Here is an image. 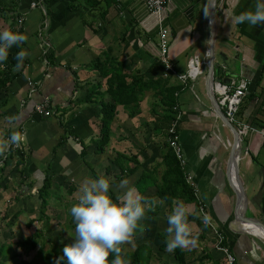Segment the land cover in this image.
<instances>
[{
    "label": "crops",
    "instance_id": "crops-1",
    "mask_svg": "<svg viewBox=\"0 0 264 264\" xmlns=\"http://www.w3.org/2000/svg\"><path fill=\"white\" fill-rule=\"evenodd\" d=\"M34 1L0 0V31L17 28L27 36L9 50L10 54L20 46L27 56L14 71L12 83L0 93V140L13 131L25 137L19 150L7 157L6 151L0 154L2 199L13 203L7 212L25 214L26 202L31 198L38 202L39 190H49L43 225L59 227L63 236L58 243H72L75 221L70 209L78 202L80 184L105 176L115 199L122 194L121 180L127 179L145 197V215L131 240L119 246L123 254L144 247L151 251L150 264H177L166 247L167 217L183 202L191 235L190 242L178 249L185 253L186 264H223V254L215 249L214 229L238 264H264V184L261 195L250 200L238 175L242 156L251 157L250 166L264 149V105L258 107L264 95V24L238 25L233 20L234 15L254 9L255 0H216L213 12V84H248L232 125L237 133L240 126L248 127L245 136H238L235 162L243 194L239 218L228 174L234 136L215 112L206 90L212 0H167L159 18L148 13L143 0H47L43 9H31ZM160 28L168 33V59L176 74H186L193 57L202 71L186 86L173 76L170 80L179 86L174 117L180 116L182 168L194 190V201L189 203L153 199L164 181L170 111L162 102L163 91L143 81L166 78L159 59ZM114 68L122 69L125 85L141 77L140 89L135 88L139 101L135 104L124 96L127 104L115 105L102 145V109L107 103L115 104L116 97L110 93L116 89L112 76L104 74ZM29 81L36 86L33 93ZM44 101L51 110L48 117L34 113L35 105ZM28 208V215L33 214ZM199 208L211 227L203 223Z\"/></svg>",
    "mask_w": 264,
    "mask_h": 264
},
{
    "label": "clouds",
    "instance_id": "clouds-1",
    "mask_svg": "<svg viewBox=\"0 0 264 264\" xmlns=\"http://www.w3.org/2000/svg\"><path fill=\"white\" fill-rule=\"evenodd\" d=\"M233 20L238 25L264 24V0H255L254 9L234 15ZM26 40L27 36L22 33L0 31V67L5 66L9 50ZM26 56V50L17 53V67ZM24 138L21 132L13 131L8 139L0 140V154L12 144L19 146ZM111 187L110 179L105 176L87 178L80 184L78 202L70 209L75 221L74 240L63 249L67 264H126L119 246L131 240L144 217L145 197L135 187L129 186L127 179L121 180L122 194L115 199ZM167 223L166 232L170 237L166 239L167 250L171 252L186 246L190 242L191 228L183 202L177 203L168 215Z\"/></svg>",
    "mask_w": 264,
    "mask_h": 264
},
{
    "label": "trees",
    "instance_id": "trees-1",
    "mask_svg": "<svg viewBox=\"0 0 264 264\" xmlns=\"http://www.w3.org/2000/svg\"><path fill=\"white\" fill-rule=\"evenodd\" d=\"M14 32H18L17 28ZM22 49L20 46L16 48L12 53L9 54L7 61L4 62L3 67H0V93L4 91L9 83H12L13 79L15 78L14 71L21 68V64L17 67V53L20 52ZM101 68V67H100ZM99 69V68H98ZM122 69L114 68L113 71L106 70L104 76H108L109 74L112 76V82H115V91L110 92L111 96L115 95V104H105L102 109V116H101V127L103 128V133L101 137V143H104L107 140V131L108 125L114 117L115 112V105L116 104H127L124 102L123 97L126 96L127 99L137 104L138 94L135 88H139L140 82H137L141 79L134 78L129 85H125L122 74ZM118 72V73H117ZM122 77V78H121ZM110 79V78H109ZM119 80V82H118ZM171 80V76H167L166 78H161L159 81L156 82H147L146 80L143 81V85L148 84V87H158L159 90H162L164 96L162 97V102L167 106L168 110L170 111V115L167 118V129L174 119V112L172 111L174 105H176V93L179 90V86L174 85ZM110 83V82H108ZM134 87L130 89V85ZM140 89V88H139ZM143 91V90H142ZM136 94V96H135ZM261 93L255 94L257 99ZM254 96H251V99ZM264 105V95L260 100L258 107ZM257 107V110H258ZM166 129V131H167ZM167 134V133H166ZM167 152L164 155V166H165V173H164V181L163 185L160 190L156 192L153 199H159L161 201H165L169 203L172 200L181 199L185 202H193L194 201V190L193 188L186 182L184 171L177 159L175 158L172 150L166 146ZM51 194L49 190H39L37 200L39 202V220L43 221L45 218V212L48 205V199L50 198ZM18 213H15L12 217H17ZM6 214L0 215L1 220L6 219ZM36 220H30L27 223V227H30ZM44 232L39 231L35 235L31 237H27L22 240H16L12 245L11 253L7 254L4 248H0V257H4L9 255L10 263L16 264V261L19 260L22 256L28 258L31 252H35L33 259L26 260L20 259L19 264H57L59 260V264H67V258L64 256L63 249L66 243L60 244L56 243L55 241H49L47 238L44 237ZM40 244V246H38ZM47 248V249H46ZM173 252V256L175 257L177 264H186L187 259L186 255L183 252H180L178 248H176ZM121 258L126 262V264H150L151 260V251L144 248L138 247L133 254H123L120 253ZM63 257V259H60ZM111 259V256L109 257ZM15 262V263H14ZM0 264H5L3 261L0 260Z\"/></svg>",
    "mask_w": 264,
    "mask_h": 264
},
{
    "label": "built area",
    "instance_id": "built-area-1",
    "mask_svg": "<svg viewBox=\"0 0 264 264\" xmlns=\"http://www.w3.org/2000/svg\"><path fill=\"white\" fill-rule=\"evenodd\" d=\"M45 1L47 0H36L30 5V7L31 9L37 7L43 9V5ZM143 2L148 13L153 14L159 18L161 17V14L164 10L167 0H143ZM17 23L19 27H21L22 19H19ZM169 44L170 41L168 38V33L166 32V30L160 28L158 49H159L160 62L165 67L164 77L173 76L183 86H186L188 82H193L202 74L201 66L198 61V58L193 57L189 60L188 71L186 74L184 75L176 74L168 59ZM247 85L248 84L245 81L230 82L229 84L226 85L221 83L213 84V93L216 98L217 104L220 110L222 111L223 115L231 125H233V122H235V118L237 116L239 106L242 102V99L246 95V91L248 88ZM28 87L30 89V93H33L36 89L35 84L31 81L28 82ZM172 111L176 113L178 111V106H174ZM261 111L264 115V107L262 108ZM34 113L44 117L50 116L51 110L49 109L48 102L44 101L43 103L35 105ZM179 119H180L179 114L175 115L174 119L171 121L167 129V145L172 150L175 158L182 167L184 165V159L177 133V126ZM247 131H248L247 126H240L238 135L245 136ZM261 136L264 138V128L261 131ZM19 149H20V145L17 146L15 144H12L10 148L6 150V157L8 156L9 153ZM199 215L203 220L204 224H206L209 227L212 226L211 223L209 222V218L207 217V214L202 208H199ZM214 235L216 237L215 249L223 254V264H238L235 256L229 251L227 247L223 245V237L215 229H214Z\"/></svg>",
    "mask_w": 264,
    "mask_h": 264
},
{
    "label": "rangeland",
    "instance_id": "rangeland-1",
    "mask_svg": "<svg viewBox=\"0 0 264 264\" xmlns=\"http://www.w3.org/2000/svg\"><path fill=\"white\" fill-rule=\"evenodd\" d=\"M227 132V131H225ZM229 132V131H228ZM227 134L229 135V133ZM251 158L250 156H242L241 161L239 162V179L240 182L243 185V188L246 192V198L248 197L250 200H252L254 197H259L261 195V190L264 184V176H263V167H264V149H262L258 157L256 158L255 162L252 163V165L248 166L247 162ZM2 191H0V215L8 214L6 216V219L1 220L0 218V248H4V250L7 252V254L11 253L13 250L11 245L16 240H22L27 237H31L35 235L39 231H43L44 237L47 238L49 241H55L58 243L61 238V233L59 230V227L56 225L49 226V225H43V221H38L33 223L30 227H27V223L32 220H39V212L37 210V205H39V202L34 200V198H31L30 201L26 202V205L31 207V212L35 218H32L31 215H28L29 208L23 207V210L25 214L18 215L17 217H12L16 211H11L8 213L7 211L10 209V206L13 205V203H7L2 199ZM35 202V203H34ZM27 214V215H26ZM30 218V219H29ZM40 222V223H39ZM45 230V231H44ZM63 236V235H62ZM71 243V242H70ZM69 241L66 242V244H70ZM40 246V244L38 245ZM47 249V248H46ZM35 252H31L29 254V257L26 258L24 256L23 259L26 260H32L34 257ZM10 255V254H9ZM9 255H6L4 257H0V260L3 261L5 264H12V261L10 263ZM22 257L20 259H22ZM19 259V260H20ZM19 260L16 261V264H19ZM15 263V262H14Z\"/></svg>",
    "mask_w": 264,
    "mask_h": 264
},
{
    "label": "water",
    "instance_id": "water-1",
    "mask_svg": "<svg viewBox=\"0 0 264 264\" xmlns=\"http://www.w3.org/2000/svg\"><path fill=\"white\" fill-rule=\"evenodd\" d=\"M216 4V0H212L211 2V10H210V16H209V21H210V30H211V40H210V46H209V71H208V75H207V80H206V90H207V94H208V98L215 110V112L217 113V115L219 116L220 120L227 126V128H229V130L232 132L233 136H234V144L232 145L231 151H230V157H229V163H228V174L230 177V182L233 185L234 191L236 193L237 196V216L238 218L240 217L239 215V211H240V207L241 202L243 200V194H242V187L240 186L239 182H238V178L236 175V166H235V162H236V158H237V154H238V147H239V135L236 132V130L233 128V126L228 122V120L225 118V116L223 115V113L221 112L216 98L214 96L213 93V75H214V57H213V44L215 41V26H214V19H213V12H214V7Z\"/></svg>",
    "mask_w": 264,
    "mask_h": 264
}]
</instances>
